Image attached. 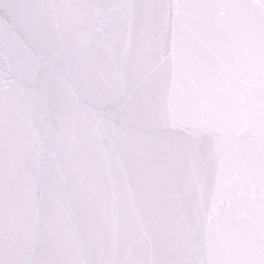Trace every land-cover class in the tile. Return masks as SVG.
I'll use <instances>...</instances> for the list:
<instances>
[{
	"label": "water",
	"instance_id": "95a60500",
	"mask_svg": "<svg viewBox=\"0 0 264 264\" xmlns=\"http://www.w3.org/2000/svg\"><path fill=\"white\" fill-rule=\"evenodd\" d=\"M0 264H264V0H0Z\"/></svg>",
	"mask_w": 264,
	"mask_h": 264
}]
</instances>
